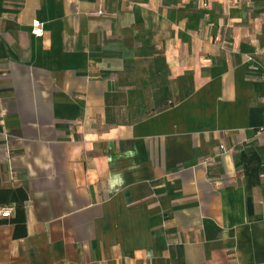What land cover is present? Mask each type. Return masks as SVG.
Returning <instances> with one entry per match:
<instances>
[{"label":"crops","instance_id":"crops-1","mask_svg":"<svg viewBox=\"0 0 264 264\" xmlns=\"http://www.w3.org/2000/svg\"><path fill=\"white\" fill-rule=\"evenodd\" d=\"M1 207L0 264H264V0H0Z\"/></svg>","mask_w":264,"mask_h":264},{"label":"built area","instance_id":"built-area-1","mask_svg":"<svg viewBox=\"0 0 264 264\" xmlns=\"http://www.w3.org/2000/svg\"><path fill=\"white\" fill-rule=\"evenodd\" d=\"M34 25H35V26H38V23L35 22ZM33 32H34L35 34H39V33H40V29L36 27V28L33 30ZM10 213H11V207H1V208H0V216H1V217H8V216L10 215Z\"/></svg>","mask_w":264,"mask_h":264},{"label":"trees","instance_id":"trees-1","mask_svg":"<svg viewBox=\"0 0 264 264\" xmlns=\"http://www.w3.org/2000/svg\"><path fill=\"white\" fill-rule=\"evenodd\" d=\"M24 198V197H23ZM22 199V198H21ZM19 214V216H17L16 218H15V220H23V210H22V207H20V206H17V215ZM20 214H21V217H20Z\"/></svg>","mask_w":264,"mask_h":264}]
</instances>
